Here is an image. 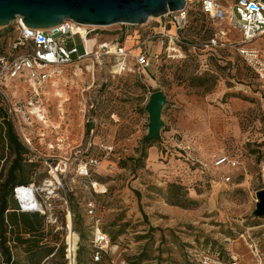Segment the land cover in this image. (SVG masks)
I'll list each match as a JSON object with an SVG mask.
<instances>
[{
    "label": "rangeland",
    "instance_id": "1",
    "mask_svg": "<svg viewBox=\"0 0 264 264\" xmlns=\"http://www.w3.org/2000/svg\"><path fill=\"white\" fill-rule=\"evenodd\" d=\"M167 20L95 27L100 40L122 42L133 57L149 51L145 72L116 76L107 61L85 60L59 68L41 98L25 103L46 114L28 134L30 145L18 137L28 153L17 179L41 190L46 210L35 214L42 245L54 248L41 264H68L67 224L77 242L75 264H91L97 230L119 245L114 258L127 264H195L188 257L209 249L238 264H264V217L253 216L264 189V86L233 49L216 50L215 57L203 51L219 28L193 6L180 37L196 51L182 46L169 58L154 36L174 33L173 26L163 29ZM17 36L16 24L3 27L2 51ZM156 91L167 104L159 138L147 148L146 106ZM0 108L1 186L15 159L6 122L18 133L7 105L0 101ZM221 155L237 166L213 167ZM5 236L17 264H29L25 246ZM4 258L0 247V264Z\"/></svg>",
    "mask_w": 264,
    "mask_h": 264
},
{
    "label": "built area",
    "instance_id": "2",
    "mask_svg": "<svg viewBox=\"0 0 264 264\" xmlns=\"http://www.w3.org/2000/svg\"><path fill=\"white\" fill-rule=\"evenodd\" d=\"M192 6L219 28L205 44L203 51L219 49H233L236 55L254 72L258 81L264 86V59L261 49L254 42L264 37V2L260 0H186V6L179 11L168 13L164 19L163 28L173 26L174 33L154 34L169 58H175L181 53L182 46L192 47L196 51L197 45H191L180 37L187 28ZM16 24L18 36L7 51L0 48V101L7 105L9 117L13 118L18 137L24 143L31 144L28 134L36 125V120L46 122V114L40 107L29 108L27 100L41 98L44 88L59 75L58 70L63 66L93 60L98 64L108 62V67L114 75L135 74L145 72L151 67L152 57L149 51L139 56H131L125 45L118 40H100L96 28L80 25L72 20H64L61 25L49 29H30L24 25L21 18L13 22ZM2 28H0V31ZM237 32L240 40L231 41L230 32ZM76 37L82 43L79 51ZM189 161L198 163L201 167L206 164L189 157ZM93 163V162H92ZM213 167H236L237 161L225 155L218 156ZM87 173V172H85ZM264 183V165L261 171ZM226 181L230 180L227 176ZM40 189L34 183L16 186L13 197L21 213H45L46 206L41 201ZM93 214V210H90ZM63 230V227L57 231ZM67 241L65 244V258L68 264H75L77 242L70 238L68 224ZM91 264H127L120 258L118 244L100 230L93 236ZM189 262L195 264H238L235 258H225L218 250L194 251L188 257Z\"/></svg>",
    "mask_w": 264,
    "mask_h": 264
},
{
    "label": "water",
    "instance_id": "3",
    "mask_svg": "<svg viewBox=\"0 0 264 264\" xmlns=\"http://www.w3.org/2000/svg\"><path fill=\"white\" fill-rule=\"evenodd\" d=\"M185 6L186 0H0V28L8 27L18 17L30 29L53 28L64 20L92 27L139 26L150 18H163ZM166 104L167 98L162 91L151 94L146 106L148 140L159 138ZM257 199L253 216L264 217V189L257 193Z\"/></svg>",
    "mask_w": 264,
    "mask_h": 264
},
{
    "label": "trees",
    "instance_id": "4",
    "mask_svg": "<svg viewBox=\"0 0 264 264\" xmlns=\"http://www.w3.org/2000/svg\"><path fill=\"white\" fill-rule=\"evenodd\" d=\"M0 117L5 119L1 108ZM5 142L11 148L15 159L8 170L5 181L0 186V228L3 231L0 235V247L5 257L4 264L18 263L12 258L9 248L5 246L8 241H11L5 236L7 233L14 237L13 242L25 246V253L30 257L28 258L29 264H41L44 259L53 254L54 248L42 245L46 236L42 233V223L39 221L38 215L18 211L17 202L13 197V189L16 186L31 184L28 179H17L18 173L22 170V156L28 151L22 146L12 124L8 122H6L5 128ZM144 142L148 145L147 148L152 147V144L155 143L147 138ZM21 235L29 236V238H22Z\"/></svg>",
    "mask_w": 264,
    "mask_h": 264
},
{
    "label": "crops",
    "instance_id": "5",
    "mask_svg": "<svg viewBox=\"0 0 264 264\" xmlns=\"http://www.w3.org/2000/svg\"><path fill=\"white\" fill-rule=\"evenodd\" d=\"M237 36H240L237 32H234V31H232V32H230L229 33V37H231V38H235V37H237ZM260 41L262 42H264V37H262V38H260V39H258V40H256L255 42H254V44L257 46V47H259L260 49H261V47H260ZM206 53H209V56H212V57H215V50L214 51H205ZM261 53H262V58L264 59V54H263V52H262V50H261ZM189 150H190V148H188ZM187 154V153H186ZM199 157V156H198ZM201 157V156H200ZM201 160H203L202 158H200ZM189 160V159H188ZM197 161H199V162H201L200 160H197ZM201 163H203V162H201Z\"/></svg>",
    "mask_w": 264,
    "mask_h": 264
},
{
    "label": "bare ground",
    "instance_id": "6",
    "mask_svg": "<svg viewBox=\"0 0 264 264\" xmlns=\"http://www.w3.org/2000/svg\"><path fill=\"white\" fill-rule=\"evenodd\" d=\"M150 19H152V18H150ZM157 20V19H156Z\"/></svg>",
    "mask_w": 264,
    "mask_h": 264
}]
</instances>
